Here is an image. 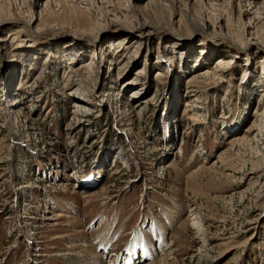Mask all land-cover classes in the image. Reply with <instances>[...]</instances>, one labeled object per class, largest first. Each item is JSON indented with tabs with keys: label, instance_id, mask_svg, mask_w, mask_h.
I'll return each instance as SVG.
<instances>
[{
	"label": "rangeland",
	"instance_id": "1",
	"mask_svg": "<svg viewBox=\"0 0 264 264\" xmlns=\"http://www.w3.org/2000/svg\"><path fill=\"white\" fill-rule=\"evenodd\" d=\"M249 1L0 0V264H158L169 242L162 264H264V0ZM144 23L138 46L110 34Z\"/></svg>",
	"mask_w": 264,
	"mask_h": 264
},
{
	"label": "bare ground",
	"instance_id": "2",
	"mask_svg": "<svg viewBox=\"0 0 264 264\" xmlns=\"http://www.w3.org/2000/svg\"><path fill=\"white\" fill-rule=\"evenodd\" d=\"M254 1V0H253ZM253 1H249L248 3H249V6H251V4L253 3ZM170 3H171V5H173L174 6V2H173V0H170ZM175 9H178V10H183V11H186L187 13H190V11H188V9H186V8H183V9H180V8H177L176 6H175ZM247 12H249V10H247ZM250 13V12H249ZM7 24H10V23H15V24H20L19 22H17V21H11L10 23H8V22H6ZM2 24H5V23H2ZM25 27L26 28H28V29H30L31 28V26H29L28 24H25ZM247 27H250V26H247ZM163 30V29H162ZM164 30H167L168 32H171L172 34H177L176 33V30L174 29V28H172V27H165V29ZM83 31L86 33V35L87 36H90L91 35V38H90V40H89V43L90 44H93V43H97L99 40H98V37L96 36V35H94V28H86V29H83ZM34 32V31H33ZM37 33V32H36ZM250 34H252L253 32H251V30H250V32H249ZM110 34H112V35H115V36H117V37H120L121 39H123V40H126L127 42H132V43H139L140 41H143V40H145V39H147L148 37H150L151 35H154L155 34V32H154V30H153V28H151L150 27V25L149 24H147V23H144V24H142L141 26H139V27H126V26H123V27H120V28H116V29H114V30H111V32H110ZM231 44H233V47H237V50H238V52L237 53H239V51H240V48L241 49H244V48H242V47H240V46H238V45H236V44H234L233 42H230ZM140 44V43H139ZM139 44H137V46L139 45ZM188 44V43H187ZM250 45L251 46H261V44L259 43V42H252V43H250ZM262 47V46H261ZM134 52V51H133ZM130 56V55H129ZM129 56H128V58H129ZM87 57H85V58H83L81 61H80V63H78L76 66H75V68L72 70V72L74 73V74H77V71L80 69V68H82V67H85L86 68V70H85V72L86 71H91L92 70V66H94V65H96L95 64V62H94V60L92 59V58H88V59H86ZM236 58V57H235ZM222 62V60L221 61H217L216 63L217 64H219V63H221ZM120 65V64H119ZM122 65H125V63H123ZM209 72H210V70H209V68L207 67V68H201V69H198V70H196V71H193L191 74H189L187 77H186V80H185V83H187L188 85H193L194 83H196L199 79H201V78H204V77H206L208 74H209ZM21 87L22 85L21 84H17L16 86H15V88L16 87ZM78 88L77 87H75V88H72V90H71V97H72V99L74 100V111L72 112V118L74 117L73 115L75 114V113H78V112H80V111H82V109H84L85 108V105H84V102H83V100H80L79 98L80 97H78L77 96V94H78ZM263 96H264V94H263ZM20 103V101L19 100H17V98H14V99H12V102L11 103H9V106H16V105H18ZM191 105H193V102L191 103V102H189V101H184V110H183V112L184 111H186L187 109L186 108H188L189 106H191ZM186 109V110H185ZM261 114H262V111L260 112L259 110H254L253 112H252V115H255L256 117H258V116H261ZM76 119V118H75ZM66 128H70V127H72L71 126V123L69 122L66 126H65ZM252 126H250L248 129L246 128V129H244L243 130V134L244 135H248L249 133H250V131H251V129H253V128H251ZM250 130V131H249ZM253 135H256L257 136V133H255V134H253ZM250 172V171H249ZM256 172V171H255ZM244 174V173H243ZM251 174H252V171H251ZM249 176V175H248ZM254 179L253 180H255V182L257 183V184H261L262 183V181L264 180V167H262V169H260V170H258V172H257V174L255 175V177H253ZM191 211H192V214L194 215V218H193V221H192V225H194L196 228H197V230H201L202 229V227H201V224L199 223V221L197 220L198 218H197V216L194 214L195 213V209H194V207L193 208H191ZM56 216H58V217H56L55 219H57V218H59L61 215H56ZM174 218V216H173V213L172 214H169L168 215V219L169 220H172ZM166 232V229L164 228V226L163 225H159V229H158V232H157V236H160V235H163L164 233ZM64 237H66V235H60V236H57V237H55V238H64ZM160 239V238H159ZM146 241V240H145ZM79 245V244H78ZM105 246H106V244H105ZM169 246H171V242H169L164 248H162V253H161V255L160 256H162V258L160 257V259H159V263L158 264H162V263H164V258L165 257H167L168 256V253H169ZM74 247H76L77 248V245H75V244H72V245H69L68 246V248H74ZM84 247H85V245H84ZM87 247V246H86ZM85 247V248H86ZM80 248H81V246H80ZM145 249L146 250H143V252H146L145 253V257L143 256V258H141V259H138L139 261H141V260H143L144 258H148V257H146L147 255L146 254H151L152 252L150 251V250H147V247H145ZM106 251H107V249H105V250H103L102 251V253L101 254H103V253H106ZM130 254H132V256L134 255L133 253H130ZM52 255H57V257H61V258H64V259H66L67 261H69V262H71V263H69V264H72V263H74V264H81L82 262H80V261H78L77 259L75 260V258H74V256L76 255L75 253H73V252H70V253H64V254H56V253H52ZM100 256H102V255H100ZM100 256H98V255H96L95 254V256L94 257H91L92 258V260L94 261V262H96L97 264L98 263H100ZM111 258V257H110ZM102 260V259H101ZM144 261V260H143ZM131 263V262H133V260H131V256L129 257V258H127V260L124 262V263ZM140 264H156L155 263V261H147V262H144V263H140Z\"/></svg>",
	"mask_w": 264,
	"mask_h": 264
}]
</instances>
